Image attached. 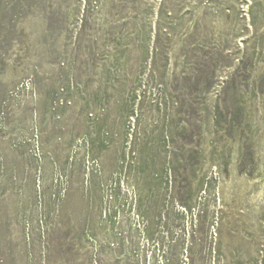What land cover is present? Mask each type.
I'll return each instance as SVG.
<instances>
[{
	"label": "rangeland",
	"instance_id": "1",
	"mask_svg": "<svg viewBox=\"0 0 264 264\" xmlns=\"http://www.w3.org/2000/svg\"><path fill=\"white\" fill-rule=\"evenodd\" d=\"M0 264H264V0H0Z\"/></svg>",
	"mask_w": 264,
	"mask_h": 264
},
{
	"label": "trees",
	"instance_id": "2",
	"mask_svg": "<svg viewBox=\"0 0 264 264\" xmlns=\"http://www.w3.org/2000/svg\"><path fill=\"white\" fill-rule=\"evenodd\" d=\"M132 116H133V107L131 108V111L130 112L128 111L125 114V120L126 119H129ZM96 119H98V118H96ZM96 119H95V121H93V123L98 126V122H96ZM99 128H101V126ZM89 141H91V140H89ZM136 144H138L140 146H143V148H141V150H143V151H144V149H148V144L147 143L145 144V142L143 143V142H138V140H134L133 143H132V145L135 146ZM106 147L109 148V146H106ZM137 150H139V149H137ZM202 155L203 154H201V156ZM120 157L117 159V161L120 159ZM133 159H134V163L135 162H139L138 163L139 165H145L146 167H148L151 164L149 158L146 157L145 155H142V152H139V151L134 152ZM187 160L188 159H186V157H185L184 163H183L182 166H185ZM95 173H97V170H93V169H91V171L89 172V175H90V177H91L92 180L95 177ZM206 183L207 182H206L205 176H203L201 178V180H200L199 188L202 189V190H204V187H205ZM181 206L183 207L184 211H186V212L189 211L190 212L191 211V208H192V204L190 202V198H188V200L186 202H182L181 203Z\"/></svg>",
	"mask_w": 264,
	"mask_h": 264
}]
</instances>
